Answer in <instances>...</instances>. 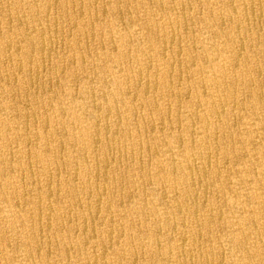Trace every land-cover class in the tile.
Segmentation results:
<instances>
[{
    "label": "bare ground",
    "instance_id": "obj_1",
    "mask_svg": "<svg viewBox=\"0 0 264 264\" xmlns=\"http://www.w3.org/2000/svg\"><path fill=\"white\" fill-rule=\"evenodd\" d=\"M0 264H264V0H0Z\"/></svg>",
    "mask_w": 264,
    "mask_h": 264
}]
</instances>
